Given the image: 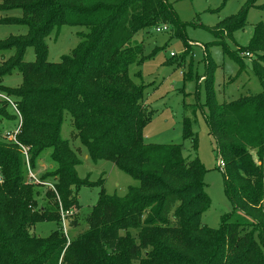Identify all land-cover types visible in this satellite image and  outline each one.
Instances as JSON below:
<instances>
[{
	"label": "trees",
	"instance_id": "obj_1",
	"mask_svg": "<svg viewBox=\"0 0 264 264\" xmlns=\"http://www.w3.org/2000/svg\"><path fill=\"white\" fill-rule=\"evenodd\" d=\"M229 0H225L227 2ZM259 0H248L212 31L227 36L244 31L247 13ZM264 10V7H258ZM20 10L21 17L0 19V24L25 26V35L0 40V52L14 55L0 65V91L16 99L22 117L17 143L0 140V264H264V23L258 24L249 45L240 50L252 55L253 75L261 93H247L219 103L215 64L208 57L205 75V119L214 137L223 171L225 191L243 220L223 217L219 229L201 221L210 207L205 191L206 170L199 158L183 156L182 145H153L144 140L149 122L144 85L130 77L145 56L139 35L168 25L181 26L167 0H3L0 11ZM64 25L85 28L80 42L59 63L48 61L46 40ZM32 48L35 61H24ZM230 53V52H229ZM239 73L246 69L237 53ZM19 71L16 88L3 79ZM140 79L139 74L135 76ZM0 101V133L4 122H16ZM71 117L78 138L93 162L110 161L133 178L136 186L123 197L102 188L99 201L85 218L86 229L67 239L62 214L79 209L78 192L93 186L81 179V164L69 141L61 135L65 115ZM192 120L183 122V139L197 149ZM21 146L28 149L34 171L40 155L51 149L55 169L40 177L52 183L47 202L39 207L41 186L27 180ZM100 185L103 180H99ZM67 216L68 227H80ZM53 222L57 230L42 238L35 225ZM135 233V234H133Z\"/></svg>",
	"mask_w": 264,
	"mask_h": 264
},
{
	"label": "rangeland",
	"instance_id": "obj_2",
	"mask_svg": "<svg viewBox=\"0 0 264 264\" xmlns=\"http://www.w3.org/2000/svg\"><path fill=\"white\" fill-rule=\"evenodd\" d=\"M248 0H167L181 28V35L176 36L175 27L168 25L162 32L154 29L148 35H139L136 40L143 42L145 56L149 57L140 67L131 66L129 75L138 85H144V103L147 105L149 122L143 129L144 140L153 145H182L185 158H199L206 173L204 175L205 191L210 199V207L202 216V223L208 228H220L222 218L228 216L232 222L243 220L235 211L233 204L225 191L223 171L218 163L220 156L214 137L210 134L205 115L207 102L205 75L208 57L215 64L214 82L216 96L219 103L234 100L247 93H261L262 87L253 75L251 61L254 57L245 56V52L238 51L249 45L255 27L264 23V0H259L257 7L250 8L247 13V26L244 31L235 32L231 36L216 35L212 29L227 18L236 15ZM3 0H0L2 3ZM22 12L0 11V19L21 17ZM85 28L64 25L58 32H54L46 40L48 45V61L59 63L62 56L69 55L80 42L79 34ZM27 29L21 25L0 24V40L10 36L25 35ZM237 53L243 59L246 69L239 73L238 63L230 56ZM14 55V50L0 52V65ZM24 61H35L32 48L25 52ZM137 73L140 79L135 77ZM22 82V75L14 71L3 79L2 85L10 88L18 87ZM13 98V97H12ZM16 100L15 98H13ZM9 114L13 115L10 107ZM188 117L192 120V131L197 135V149H193L191 140L183 139V122ZM0 140L4 141L5 132L15 129L16 122L2 124ZM75 130L71 117L66 114L61 135L68 140L70 147L77 154L81 164L77 167L79 178H88L93 186H83L78 192L79 209L73 208V217L80 227L70 229L67 225L68 237L85 230V218L97 205L102 188L108 195L123 197L131 186L137 182L126 175L113 163L107 160L93 162L87 150L74 137ZM52 150L47 149L40 155V162L34 172L41 177L44 172L55 169V164L50 159ZM42 162V163H41ZM99 180H103L100 185ZM37 202L43 207L47 202L46 192L51 190L46 186L37 188ZM57 230L53 222H44L31 229L37 237H48ZM135 234V233H133ZM263 254H264V248Z\"/></svg>",
	"mask_w": 264,
	"mask_h": 264
},
{
	"label": "built area",
	"instance_id": "obj_3",
	"mask_svg": "<svg viewBox=\"0 0 264 264\" xmlns=\"http://www.w3.org/2000/svg\"><path fill=\"white\" fill-rule=\"evenodd\" d=\"M164 29H166V27H159V28H156L155 31L157 33H160ZM245 56L250 57V54L246 53ZM0 101L5 102L8 105V107H10L13 115H15L17 117V125H16L15 129L5 132L4 138L8 142L17 143L16 136L20 131V127L22 124V117H21V114L18 110L16 100H14L12 97L8 96L4 92L0 91ZM21 149H22L24 159L26 162L28 182L31 184H34V185H38V186H46L51 190H55L52 183L42 182L40 177H38L37 174L30 168L29 159H28L29 158L28 157V149L26 147H23V146H21ZM218 166L222 171L225 170V164L221 158H220V161L218 163ZM1 182H2V179L0 177V183ZM72 214H73V212H66V214H62V232L64 233V235L67 239H69V237H68V230H67V226H66L65 221H66V217L70 216Z\"/></svg>",
	"mask_w": 264,
	"mask_h": 264
},
{
	"label": "crops",
	"instance_id": "obj_4",
	"mask_svg": "<svg viewBox=\"0 0 264 264\" xmlns=\"http://www.w3.org/2000/svg\"><path fill=\"white\" fill-rule=\"evenodd\" d=\"M42 163V162H41Z\"/></svg>",
	"mask_w": 264,
	"mask_h": 264
}]
</instances>
